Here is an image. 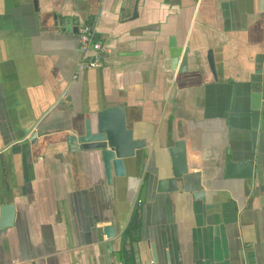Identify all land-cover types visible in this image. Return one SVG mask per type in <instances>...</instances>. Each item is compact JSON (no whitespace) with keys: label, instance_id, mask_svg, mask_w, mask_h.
Here are the masks:
<instances>
[{"label":"crops","instance_id":"0c3cea01","mask_svg":"<svg viewBox=\"0 0 264 264\" xmlns=\"http://www.w3.org/2000/svg\"><path fill=\"white\" fill-rule=\"evenodd\" d=\"M84 24L109 48L100 68L83 65ZM116 105L147 146L109 184L68 136ZM178 140L189 171L158 192ZM248 159L252 178L225 177ZM6 204L0 264H264V0H0V220Z\"/></svg>","mask_w":264,"mask_h":264},{"label":"water","instance_id":"95a60500","mask_svg":"<svg viewBox=\"0 0 264 264\" xmlns=\"http://www.w3.org/2000/svg\"><path fill=\"white\" fill-rule=\"evenodd\" d=\"M64 24V21L61 22ZM170 47L173 48V55L179 57L182 54L177 45L175 37L170 38ZM188 49L185 50L182 58V67L186 68L188 59ZM208 60L212 71L215 73V61L213 51L208 52ZM182 70V69H181ZM262 106V94L255 92L252 95V138L256 145L260 127ZM71 148L79 151H88L98 154L104 165L106 180L109 184L114 182L115 177H125L127 175V161L134 158L137 152L147 146L146 138L140 137L136 130L131 127L127 119V110L124 105L107 107L97 113L87 117L85 127L82 131H75L68 136ZM172 160V177L162 178L158 181L157 191L166 192L177 190V179L188 173V160L186 143L178 140L169 149ZM255 173V161L253 159L232 161L225 165L226 178H252ZM147 183H144L141 191V201H145ZM198 192L195 196H202ZM15 216V206L6 204L2 207L0 226H10L13 224ZM136 219V217L134 218ZM109 236L114 234L112 226L106 227ZM155 253V252H154ZM156 256V254L154 255Z\"/></svg>","mask_w":264,"mask_h":264},{"label":"built area","instance_id":"2783aa9c","mask_svg":"<svg viewBox=\"0 0 264 264\" xmlns=\"http://www.w3.org/2000/svg\"><path fill=\"white\" fill-rule=\"evenodd\" d=\"M79 44L84 54V66L100 68L104 65L105 55L109 52V48L105 42L98 38L94 25L84 24L80 27ZM74 77H77V75Z\"/></svg>","mask_w":264,"mask_h":264},{"label":"trees","instance_id":"16d2710c","mask_svg":"<svg viewBox=\"0 0 264 264\" xmlns=\"http://www.w3.org/2000/svg\"><path fill=\"white\" fill-rule=\"evenodd\" d=\"M138 240H140V222L131 221L123 233V241L126 243ZM123 264H136V254L133 250L124 252Z\"/></svg>","mask_w":264,"mask_h":264}]
</instances>
